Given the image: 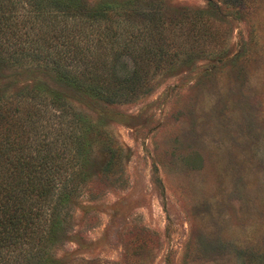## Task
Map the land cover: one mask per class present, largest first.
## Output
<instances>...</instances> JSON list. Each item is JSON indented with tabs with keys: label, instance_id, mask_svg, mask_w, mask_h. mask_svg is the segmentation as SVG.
I'll list each match as a JSON object with an SVG mask.
<instances>
[{
	"label": "rangeland",
	"instance_id": "374dc122",
	"mask_svg": "<svg viewBox=\"0 0 264 264\" xmlns=\"http://www.w3.org/2000/svg\"><path fill=\"white\" fill-rule=\"evenodd\" d=\"M15 1L5 16L9 29L0 32V96L23 90L19 107L34 105L28 97L42 92L41 82L55 88L48 76L57 80V67L48 56L14 59L39 28L51 40L45 50L64 49L68 29L83 53L99 44L97 53L114 55L124 45L113 35L128 26L149 51L163 43L169 59L143 56L151 89L128 101L99 102L86 91L57 102L44 93L47 106L36 101L47 107L39 131H51L48 142L64 117L78 114L108 131L122 155L112 166L94 144L84 163L62 169L77 179L73 193L64 204L54 197L37 228L41 242L1 253L9 264H264V0ZM70 3L80 7H55ZM89 12L94 20L85 31L90 22L82 13ZM133 57L123 51L121 68H136ZM80 131L95 140L93 129ZM58 152L45 153L57 158L51 170L61 169Z\"/></svg>",
	"mask_w": 264,
	"mask_h": 264
},
{
	"label": "trees",
	"instance_id": "16d2710c",
	"mask_svg": "<svg viewBox=\"0 0 264 264\" xmlns=\"http://www.w3.org/2000/svg\"><path fill=\"white\" fill-rule=\"evenodd\" d=\"M15 6L17 7L15 0H5L4 4L0 1V32H4L2 35H5L9 29L7 21L10 18L5 16L7 14L11 16L15 12ZM43 6H47L43 10L51 9L49 4ZM55 7L65 8L70 13L69 9L71 10L72 7L79 8L80 5L75 3L63 4V6L55 4ZM108 7L112 8L111 6ZM115 10L119 9L112 8V11ZM101 13L108 15L107 11ZM96 14H100V12ZM82 15L86 17L84 19L88 20L87 23L90 20L93 22L91 12L82 13ZM91 26L90 22L85 31ZM67 27H69V23L66 24ZM71 27L75 29V25ZM124 29L125 31L118 28V33L115 32L116 34L113 35L116 40L120 37V42L124 45L122 49L113 51L114 55L112 53H97L95 49H98L99 44L96 48L95 44L91 46L93 48L88 47L87 53H83L84 47L80 44L77 45V38L67 35L68 29L62 31L66 36L62 42L64 49L45 50L44 44L51 40H48L44 36L43 30L39 28L35 36L28 34L29 36L27 35L25 40L28 44L33 43L36 46L34 49H26V44L23 42L24 48L19 46V49L16 50L19 54L14 59L17 61L21 58L32 59L34 56L38 58L43 55L48 56V59L56 64L57 80L49 74L48 76L44 72L41 73L53 81L55 88L49 90L48 84L41 82L42 92H34L28 97L31 101L32 99L35 101L34 105L30 102L28 103L30 106H18L20 103H26L21 95L24 93L23 90L13 94L14 96L11 98L0 96V264H9L8 259H6L7 256L1 254L2 252L5 251L8 256L15 252L25 253V250H22L23 246L35 242L36 238L41 242L43 233L37 228L41 229L42 217L47 216V209L53 204L51 202L54 201L56 195L64 204V200L73 193L71 185L77 182L72 174H65V172L71 169L75 170L74 166L84 163L94 144H96L95 147L106 149L109 154V163L112 166L119 164L122 147L117 140L108 131L100 128L92 121L82 119V116L78 114L73 120L68 116L63 118L64 125L55 131L57 136L52 142L47 141L52 134L51 131L40 132L39 130L43 125L40 121L42 108L43 110L47 109L44 93L53 96L57 102L65 97L64 94L66 93L75 96L86 91L91 93L97 101L108 104L128 101L139 95L149 93L151 89L150 72L148 74V71L140 67L139 63L143 61L145 54L154 55L153 59L156 62L167 61L169 49H166L163 43H159L156 48L150 46L151 51H149L146 45H141L139 33L129 34L128 26ZM99 41L103 42V39L101 38ZM3 43L4 41L0 42V44ZM153 48L159 51V55L154 52ZM123 51L133 53L134 59L132 60L136 61V68H121ZM2 53L3 51L0 50V63L4 59ZM12 57L11 55L10 58ZM74 60L79 64L80 61H83L84 67L81 68L78 65L75 69H70V65L64 63ZM25 89L27 91L30 87L25 86ZM36 101H41L45 106H36ZM30 107L36 111L35 118L34 115L31 116L30 113H26L27 108ZM81 125H86L89 128V133L90 129L96 131L95 140L92 143L84 138L85 133L80 131ZM58 142L60 143L59 146H57ZM53 147L59 151L57 156L61 164V169H53L55 170L54 173L51 170L50 161L57 158L50 156L47 158L48 154H45L47 151H51Z\"/></svg>",
	"mask_w": 264,
	"mask_h": 264
}]
</instances>
